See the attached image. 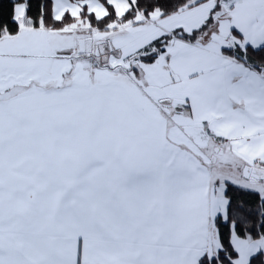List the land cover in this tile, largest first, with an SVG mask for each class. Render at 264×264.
Segmentation results:
<instances>
[{"label": "snow or ice", "instance_id": "snow-or-ice-1", "mask_svg": "<svg viewBox=\"0 0 264 264\" xmlns=\"http://www.w3.org/2000/svg\"><path fill=\"white\" fill-rule=\"evenodd\" d=\"M0 264H264V0H0Z\"/></svg>", "mask_w": 264, "mask_h": 264}]
</instances>
